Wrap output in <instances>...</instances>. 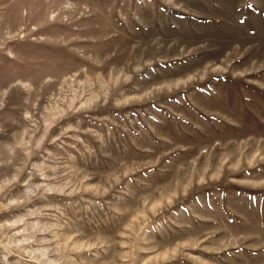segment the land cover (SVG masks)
I'll list each match as a JSON object with an SVG mask.
<instances>
[{
  "label": "rangeland",
  "instance_id": "374dc122",
  "mask_svg": "<svg viewBox=\"0 0 264 264\" xmlns=\"http://www.w3.org/2000/svg\"><path fill=\"white\" fill-rule=\"evenodd\" d=\"M0 264H264V0H0Z\"/></svg>",
  "mask_w": 264,
  "mask_h": 264
}]
</instances>
